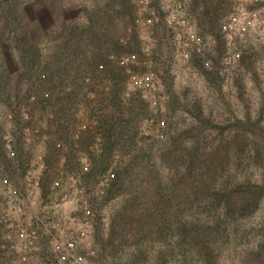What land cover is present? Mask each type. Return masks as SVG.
I'll return each instance as SVG.
<instances>
[{"label":"rangeland","instance_id":"1","mask_svg":"<svg viewBox=\"0 0 264 264\" xmlns=\"http://www.w3.org/2000/svg\"><path fill=\"white\" fill-rule=\"evenodd\" d=\"M148 1L0 0V264H264V33L229 45L235 0H188L178 48V0ZM165 148L215 161L184 185Z\"/></svg>","mask_w":264,"mask_h":264},{"label":"built area","instance_id":"2","mask_svg":"<svg viewBox=\"0 0 264 264\" xmlns=\"http://www.w3.org/2000/svg\"><path fill=\"white\" fill-rule=\"evenodd\" d=\"M145 2V4H148V0H142V2ZM188 0H178L177 7L175 12L169 17V20H167L168 25L171 23L177 22L179 27L181 28L180 34H178V37L175 35L173 38L174 45L178 48H184L185 46H188L189 43L185 41H194L196 44H203V38L201 37H192L191 39L184 36V31L189 30L190 28V20L189 15L187 13L188 6L186 4ZM178 9L180 10V15L177 18L176 12H178ZM155 23V22H153ZM221 33L223 34L224 40L227 42V44H232L236 40L240 41H246L248 38V33L251 31L254 32H263L264 33V0H235V2L232 4V9L230 13L228 14L227 18L221 23L220 25ZM197 51H200V47L197 48ZM134 57V56H133ZM98 68L102 69L103 65L99 64L97 66ZM158 76L155 73V70L152 68L149 69V71L146 73L145 78H141L139 81H136L138 86L144 85L155 87V85L158 83ZM86 83H89L90 79L86 77L84 79ZM38 131V129H36ZM75 138H78L79 135L76 133L74 134ZM8 153L10 156L14 155L13 150L8 148ZM36 166L38 168H43V162L41 160V157H38L36 160ZM84 168L87 169V164H84ZM112 175V174H111ZM113 176V175H112ZM106 181L109 180L108 178H105ZM34 186L36 187L38 185L37 180H33ZM0 187H3L4 191H6V194L8 196H15L17 197L20 195L17 193L16 190H13L9 186V181L5 177L0 176ZM37 194V192H36ZM35 194V195H36ZM16 197V198H17ZM28 245L32 244V241H29L27 243Z\"/></svg>","mask_w":264,"mask_h":264},{"label":"trees","instance_id":"3","mask_svg":"<svg viewBox=\"0 0 264 264\" xmlns=\"http://www.w3.org/2000/svg\"><path fill=\"white\" fill-rule=\"evenodd\" d=\"M253 128V127H251ZM179 136V135H178ZM177 137L174 136L173 142H174V146H175V138ZM202 148H192V149H186V148H165V152H164V160L168 161L167 163L170 166H176L177 163H186V169L187 171L182 175V177L184 178L183 181L181 182L184 185H194L197 179V173H196V168L198 167H210V165L212 163H214L215 161V156L212 154H208V155H204L203 152H201ZM104 153H106L104 151ZM144 155V153L142 154ZM143 157L144 156H138L136 157V159H134V163H132V167L129 165H126L124 168H122V170L118 173V176L115 178V185L114 187H121V186H125L126 183H128V186L130 187L131 184V176H130V172L131 169L133 168V166L138 162L139 158H141L140 163L143 161ZM147 159V158H146ZM134 164V165H133ZM147 175H150L148 177V180H151L152 185L156 184L157 181V176L154 173V170L152 169L151 171L149 170V168L147 169L146 172ZM115 176V175H114ZM187 182H189V184H187ZM123 183H125L123 185ZM181 183H178L177 185H180ZM127 187V185H126ZM131 189V187H130ZM170 198V197H169ZM173 198H170L169 200L166 198V196L160 195L159 201L155 202V205L160 204V208L158 207V212L156 213H151L150 217L152 219H156V217L154 216L155 214L158 215V217H161L162 219L167 220L164 215H165V211H162L161 208L165 209L167 207L171 208L173 206V202H172ZM134 200L135 198H128V200L126 201V203L124 204V211L122 213H120V216H118L119 218H124L123 213H127V210H129L132 205L134 204ZM160 209V210H159ZM160 218V219H161ZM164 223V222H163Z\"/></svg>","mask_w":264,"mask_h":264}]
</instances>
